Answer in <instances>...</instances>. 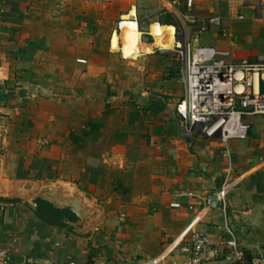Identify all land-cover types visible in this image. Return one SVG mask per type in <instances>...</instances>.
<instances>
[{"label":"crops","instance_id":"obj_1","mask_svg":"<svg viewBox=\"0 0 264 264\" xmlns=\"http://www.w3.org/2000/svg\"><path fill=\"white\" fill-rule=\"evenodd\" d=\"M182 1L184 11L163 0L168 16L156 21L174 26L171 47L140 30L136 55L120 22L140 29L139 0H0V244L14 263L134 264L164 254L172 264L190 255L198 231L210 264H230L227 227L248 256L264 254V114L244 115L247 137L226 144L185 135L173 49L184 17L194 46L264 60V0ZM211 16L221 25L201 30ZM116 59L137 63L132 80L115 73ZM227 175L224 211L212 196ZM51 191L79 199L83 217L41 198Z\"/></svg>","mask_w":264,"mask_h":264},{"label":"built area","instance_id":"obj_2","mask_svg":"<svg viewBox=\"0 0 264 264\" xmlns=\"http://www.w3.org/2000/svg\"><path fill=\"white\" fill-rule=\"evenodd\" d=\"M264 28V10L261 18ZM220 26L221 18L211 16L203 23L201 30L208 26ZM226 31L223 35H226ZM177 40L173 49L181 53L185 94L177 105V111L186 122L185 135L192 137L195 131L206 136L219 135L226 144L232 138L247 137L250 124L244 115L264 114V60L253 62L247 58L233 59L229 49L198 44L190 39ZM225 155L229 149L225 148ZM229 176L216 193L218 205L227 208L226 194ZM230 234L228 251L224 259L230 264H264V254L248 256L240 246L234 232ZM190 255L182 262L172 264H210L203 255L207 237L195 231L192 234ZM219 255L218 250H214ZM164 254L134 264H162ZM0 264H16L9 251L0 244ZM69 264H75L71 262Z\"/></svg>","mask_w":264,"mask_h":264},{"label":"rangeland","instance_id":"obj_3","mask_svg":"<svg viewBox=\"0 0 264 264\" xmlns=\"http://www.w3.org/2000/svg\"><path fill=\"white\" fill-rule=\"evenodd\" d=\"M172 3H174L175 5L179 4V7L181 8L182 11H184L181 7L182 4H184V2L182 0H177V2H173V0H169ZM139 2H141L142 7L140 10V19H139V24H140V30L143 31L144 33L142 34V39H148L151 38V29L156 28H169L172 31V35H174V31L175 28L172 25H167V26H162L163 24L160 22H156L159 20H164V18L168 16V12H167V8L164 5L163 0H139ZM138 16V15H137ZM183 20H180V23L176 26V39L179 40L182 43L183 38H187V34L185 33L186 29H185V22H187V20L182 17ZM124 19V18H123ZM125 19H129V17H126ZM124 19V20H125ZM154 26V27H153ZM141 37V35H140ZM123 39L125 40V38L123 37ZM193 44V43H192ZM194 45V44H193ZM169 50V49H168ZM172 50V49H170ZM175 53V58H177V62H178V66L181 64V53L179 51H174ZM174 58V59H175ZM176 60V59H175ZM130 67H132V69H129L128 67H126L125 65H123V63H121V61H119L118 59L114 60V68H115V73L120 72L122 70H127L129 71L130 75L132 76L130 78V80H132L134 78L135 75H132L133 72L138 70V66L137 63L136 64H129ZM124 66V67H123ZM135 70V71H134ZM137 74V73H136ZM115 79L120 81L121 78L116 77Z\"/></svg>","mask_w":264,"mask_h":264},{"label":"bare ground","instance_id":"obj_4","mask_svg":"<svg viewBox=\"0 0 264 264\" xmlns=\"http://www.w3.org/2000/svg\"><path fill=\"white\" fill-rule=\"evenodd\" d=\"M123 30L122 37L125 38V44L129 53L137 55L140 52V35L141 31L138 28L137 22L132 19H125L120 22ZM154 27V26H153ZM152 36L154 38V45L161 48H170L171 39L173 38L172 31L169 28H154L152 29ZM127 52V53H128Z\"/></svg>","mask_w":264,"mask_h":264},{"label":"water","instance_id":"obj_5","mask_svg":"<svg viewBox=\"0 0 264 264\" xmlns=\"http://www.w3.org/2000/svg\"><path fill=\"white\" fill-rule=\"evenodd\" d=\"M45 191H47V189H45ZM48 192V191H47ZM53 191L49 192L48 194H42L41 198L51 202L54 204V206H56L57 208H63L68 206L77 216L79 217H83L81 214V209H82V203L80 202L79 199L77 198H72L71 200L69 199H61L58 196L56 197L55 195H53ZM215 196H212V199H216V194H214ZM55 196V197H54ZM216 205H217V199H216Z\"/></svg>","mask_w":264,"mask_h":264},{"label":"trees","instance_id":"obj_6","mask_svg":"<svg viewBox=\"0 0 264 264\" xmlns=\"http://www.w3.org/2000/svg\"><path fill=\"white\" fill-rule=\"evenodd\" d=\"M164 24H171V22H163ZM41 202V204H43V205H46V206H48V212H49V214L50 215H55V216H57V215H62V212L63 211H61V210H58V209H56V208H54V207H52V205L51 204H49L48 202H46V201H40Z\"/></svg>","mask_w":264,"mask_h":264}]
</instances>
